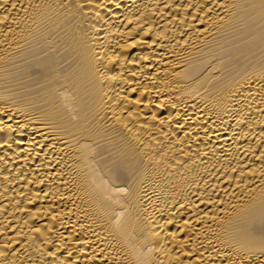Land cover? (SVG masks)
Wrapping results in <instances>:
<instances>
[{
  "label": "bare ground",
  "instance_id": "1",
  "mask_svg": "<svg viewBox=\"0 0 264 264\" xmlns=\"http://www.w3.org/2000/svg\"><path fill=\"white\" fill-rule=\"evenodd\" d=\"M0 264H264V0H0Z\"/></svg>",
  "mask_w": 264,
  "mask_h": 264
}]
</instances>
